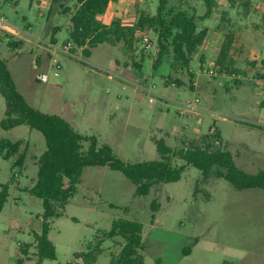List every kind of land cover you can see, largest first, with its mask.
Instances as JSON below:
<instances>
[{
  "label": "rangeland",
  "instance_id": "obj_1",
  "mask_svg": "<svg viewBox=\"0 0 264 264\" xmlns=\"http://www.w3.org/2000/svg\"><path fill=\"white\" fill-rule=\"evenodd\" d=\"M159 5L160 0H119L100 18L105 24L119 19L132 26L143 12L156 16ZM50 9L51 0H0V55L31 107L66 119L129 164L160 160L158 141L178 152L217 129V148L229 151L239 169L264 173V0H220L205 20L203 0H166L167 19L185 11L200 21L199 31L208 29L190 69L174 62L170 42L159 59L154 29L146 33L150 49L137 38L132 53L120 43L100 45L89 58L75 46L77 58L54 55L45 42L52 43L54 36L57 46L65 44L70 17ZM228 35L234 37L233 46L228 69L220 74L217 60ZM10 41L20 47H10ZM54 60L61 64L59 77ZM41 74L49 76L47 83L38 80ZM197 99L201 109L182 115L183 104ZM6 110L0 92V142H22L12 159L0 156V184L9 187L0 212V264H17L20 246L33 244L34 234L42 232L43 202L26 188L37 182L46 141L27 125L3 130ZM21 157L23 167H15ZM172 163L185 164L178 157ZM136 188L108 167L87 168L63 216L51 221L49 239L57 257L43 264H79L75 254L120 219L142 225L146 264H264L263 190L239 191L225 177L205 179L191 166L179 182L153 186L147 196H136ZM116 241L103 243L96 264H111V254L120 251ZM35 253L32 247L24 264H36Z\"/></svg>",
  "mask_w": 264,
  "mask_h": 264
},
{
  "label": "trees",
  "instance_id": "obj_2",
  "mask_svg": "<svg viewBox=\"0 0 264 264\" xmlns=\"http://www.w3.org/2000/svg\"><path fill=\"white\" fill-rule=\"evenodd\" d=\"M220 0H203L206 5L205 20L211 17L218 7ZM119 0H51V9H60V14L69 15L67 28V42L73 47L83 51L87 58L91 57L92 50L100 45L118 46L124 44L127 53L134 52L137 38L146 34L147 30L154 29L159 34L158 42L161 46L159 59L163 55L165 44L171 43L174 62L183 68L190 69L192 58L204 44L208 29L199 31V20L195 15L185 11L174 14H165L166 0H160L158 13L150 16L143 12L137 22L132 26H124L121 20L116 19L111 24H105L99 17L105 15L113 3ZM73 3V5H69ZM166 18V19H165ZM56 31V30H55ZM52 43L56 44L55 37ZM234 37L228 35L223 44L217 60L218 71L221 73L228 69L226 61L229 59ZM10 47L19 48V43L10 41ZM74 49V48H73ZM141 69V65H136ZM177 84H181L179 81ZM0 92L6 101V114L1 122V128L10 131L16 127L27 125L40 132L46 141V151L39 159L37 182L26 190L43 202V220L41 234H34L33 244L20 246L21 257L17 264H24L30 258V249L36 248V264H43L45 260H56L55 245L49 239L51 221L64 214L66 206L74 197L78 185L82 183L85 170L90 167H108L120 172L136 188V196H147L153 186L160 184L176 183L182 179L186 169L191 166L200 170L205 179L216 174L225 177L237 190L260 189L264 191V173L248 174L239 169L234 163L229 151L217 148L221 141L220 133L207 134L200 143L175 152L165 141L157 142V149L161 155L160 160L129 164L120 160L113 149L107 145H100L96 137L80 134L64 118L50 115L31 107L17 89L8 63L0 55ZM88 145V146H87ZM22 142L2 140L0 142V156L5 160L15 157L21 149ZM173 157H178L185 162L183 166L176 167L172 163ZM24 158L15 162V167H23ZM216 168L226 170L225 174L214 173ZM0 212L5 207L9 197V187L1 185ZM154 211H158L159 204L153 203ZM143 227L141 224L120 219L113 223L110 232L103 234L95 243L88 245L86 251L75 254L79 264H96L102 254V245L106 240H115L120 247L119 253L111 254V264H146L142 251ZM187 253L191 252L187 248Z\"/></svg>",
  "mask_w": 264,
  "mask_h": 264
},
{
  "label": "built area",
  "instance_id": "obj_3",
  "mask_svg": "<svg viewBox=\"0 0 264 264\" xmlns=\"http://www.w3.org/2000/svg\"><path fill=\"white\" fill-rule=\"evenodd\" d=\"M138 37L141 39L142 43L147 49H150L152 47V42L150 41V38L148 35L140 34ZM45 44L50 48V51H52L54 55L63 54L66 56L77 58V56L73 54V45L71 43H65L62 46H57L56 44H53L51 42H47V43L45 42ZM53 62H54L53 66L56 69L54 75L56 77H59L60 76L59 71L61 70V64L58 60H54ZM38 80L41 81L42 83H47L49 81V76L47 74H41L38 76ZM150 102H154V98H151ZM183 106L185 107V110L182 111V115L188 111L191 112V111H196L198 109H201V105L198 99L195 102L187 101L183 104Z\"/></svg>",
  "mask_w": 264,
  "mask_h": 264
},
{
  "label": "crops",
  "instance_id": "obj_4",
  "mask_svg": "<svg viewBox=\"0 0 264 264\" xmlns=\"http://www.w3.org/2000/svg\"><path fill=\"white\" fill-rule=\"evenodd\" d=\"M103 16V15H102ZM102 16H100V17H102ZM99 17V19L101 20V18ZM102 21V20H101ZM103 22V21H102ZM109 25V24H108ZM129 76V75H128ZM127 77V76H126ZM125 76H124V78H126Z\"/></svg>",
  "mask_w": 264,
  "mask_h": 264
}]
</instances>
